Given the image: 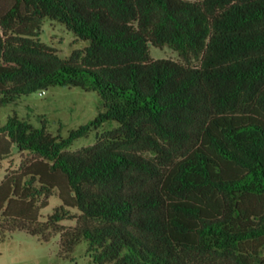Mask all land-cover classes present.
I'll list each match as a JSON object with an SVG mask.
<instances>
[{"label":"trees","instance_id":"16d2710c","mask_svg":"<svg viewBox=\"0 0 264 264\" xmlns=\"http://www.w3.org/2000/svg\"><path fill=\"white\" fill-rule=\"evenodd\" d=\"M48 18L89 44L61 57ZM54 85L99 111L67 135L0 121V160L31 154L0 183V239L59 233L97 264H264V0H0V107Z\"/></svg>","mask_w":264,"mask_h":264},{"label":"rangeland","instance_id":"374dc122","mask_svg":"<svg viewBox=\"0 0 264 264\" xmlns=\"http://www.w3.org/2000/svg\"><path fill=\"white\" fill-rule=\"evenodd\" d=\"M40 39L49 44L61 57H69L76 49H83L89 40L81 39L65 25L57 20L46 19L40 29ZM154 58L172 57L184 60L179 52L169 45L163 47L150 45ZM197 63L196 58H191ZM99 96L95 91H87L79 86L54 85L39 91L23 95L17 102L0 107V121L5 124L9 115L17 112L21 117L29 119L36 126H44L54 132L67 135L69 130L78 127L94 118L99 109ZM96 140V131L87 137H81L72 146L73 149L89 145ZM0 160V183L7 173L18 169L31 154L28 151H18ZM50 202L42 208V219L61 203L58 190L48 198ZM75 211V210H73ZM63 223L74 224L72 219ZM60 234L54 233L50 240H44L38 235H32L26 230L9 231L0 239V264H97L87 252V243L78 244L70 257H65L60 251Z\"/></svg>","mask_w":264,"mask_h":264},{"label":"built area","instance_id":"2783aa9c","mask_svg":"<svg viewBox=\"0 0 264 264\" xmlns=\"http://www.w3.org/2000/svg\"><path fill=\"white\" fill-rule=\"evenodd\" d=\"M44 92H45V90H41L39 93H40V94H43Z\"/></svg>","mask_w":264,"mask_h":264}]
</instances>
